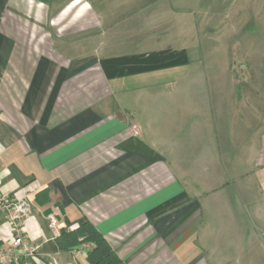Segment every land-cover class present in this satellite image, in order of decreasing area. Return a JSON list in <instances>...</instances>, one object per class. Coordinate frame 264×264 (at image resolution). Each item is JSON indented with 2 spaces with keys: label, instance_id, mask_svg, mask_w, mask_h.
<instances>
[{
  "label": "crops",
  "instance_id": "1",
  "mask_svg": "<svg viewBox=\"0 0 264 264\" xmlns=\"http://www.w3.org/2000/svg\"><path fill=\"white\" fill-rule=\"evenodd\" d=\"M149 1L0 0L1 189L31 201L44 261L89 264L57 241L88 223L124 264H264V132L215 135L191 49L65 22L76 9L119 30Z\"/></svg>",
  "mask_w": 264,
  "mask_h": 264
},
{
  "label": "rangeland",
  "instance_id": "2",
  "mask_svg": "<svg viewBox=\"0 0 264 264\" xmlns=\"http://www.w3.org/2000/svg\"><path fill=\"white\" fill-rule=\"evenodd\" d=\"M146 6L143 15L123 18L119 30L108 17L79 21L76 9L65 22L83 23L80 35H87L93 25L98 27L96 34L104 44L110 40L148 43L132 51L191 49L198 64L197 78L213 95L208 99L215 135L221 134V121L230 125L231 137L242 129L246 141L257 130L264 132V0H150ZM230 144L235 146L236 141Z\"/></svg>",
  "mask_w": 264,
  "mask_h": 264
},
{
  "label": "built area",
  "instance_id": "3",
  "mask_svg": "<svg viewBox=\"0 0 264 264\" xmlns=\"http://www.w3.org/2000/svg\"><path fill=\"white\" fill-rule=\"evenodd\" d=\"M134 136L138 137L139 132L136 127L132 129ZM33 205L25 195L21 198L13 197L8 192L1 189L0 183V216L11 228L12 240L7 243V247L0 245V264H59L55 258L47 261L42 259L40 253L42 245L48 243V240L37 242L31 237L29 226L33 220ZM61 211L55 207L47 215L48 228L57 236V225L61 218ZM93 246L88 243H82L73 248L70 253L74 257L81 256L85 260L87 254ZM78 264V263H74Z\"/></svg>",
  "mask_w": 264,
  "mask_h": 264
},
{
  "label": "trees",
  "instance_id": "4",
  "mask_svg": "<svg viewBox=\"0 0 264 264\" xmlns=\"http://www.w3.org/2000/svg\"><path fill=\"white\" fill-rule=\"evenodd\" d=\"M82 236L84 239L80 240ZM57 241L63 251H70L82 243L91 244L93 248L86 257L89 264H124L91 224L87 223Z\"/></svg>",
  "mask_w": 264,
  "mask_h": 264
}]
</instances>
